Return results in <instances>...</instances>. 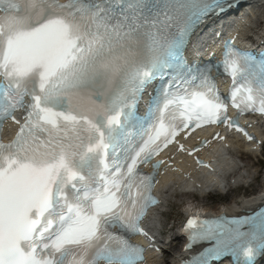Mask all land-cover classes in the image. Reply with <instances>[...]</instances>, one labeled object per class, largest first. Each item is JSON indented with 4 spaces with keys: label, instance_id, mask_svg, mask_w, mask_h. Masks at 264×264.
I'll return each mask as SVG.
<instances>
[{
    "label": "snow or ice",
    "instance_id": "6c2138e0",
    "mask_svg": "<svg viewBox=\"0 0 264 264\" xmlns=\"http://www.w3.org/2000/svg\"><path fill=\"white\" fill-rule=\"evenodd\" d=\"M246 3L0 0V264H145L150 248L160 252L144 222L158 223L154 191L172 159L156 157L172 145L195 156L227 139L216 132L192 149L181 143L208 126L241 134L251 151L264 147L252 121L241 123L247 115L264 124V49L237 47L253 13L222 37L218 63L189 59L200 55L194 37ZM214 71L230 77L227 96ZM6 124L16 126L7 142ZM209 184L226 191L216 177ZM185 233L189 249L209 247L184 264H256L264 208L195 217ZM137 235L146 247L131 242Z\"/></svg>",
    "mask_w": 264,
    "mask_h": 264
},
{
    "label": "bare ground",
    "instance_id": "6f19581e",
    "mask_svg": "<svg viewBox=\"0 0 264 264\" xmlns=\"http://www.w3.org/2000/svg\"><path fill=\"white\" fill-rule=\"evenodd\" d=\"M254 18L256 17V13L253 14ZM258 27V25L255 24ZM259 30H264V22H262V27L259 25ZM255 128V124L253 123L252 129ZM209 135L202 136V139L208 138ZM262 138H264V132L262 133ZM196 138V137H195ZM227 142L218 144L217 141H213L212 144H209L203 152L210 156V161L212 162L211 166L215 170L214 172L209 169L200 171L199 169L192 168L188 164L187 160H180L182 166H176L174 170V174L168 175L164 177V181L159 186L158 191L161 195V199L163 201V205L159 208V220L158 223L149 225L147 219V226L151 229V233H155V235L160 237L163 233V222L161 221V217L164 213L168 212V209L174 208L175 204L182 203L184 209L176 210V218L171 222L169 221V225L172 227L175 226L177 220L183 217L185 212H192L194 209L201 208L202 211H209L210 207L206 206L204 202L206 195L203 194V191L211 188L209 181L216 177L220 179L226 188V182H245L247 178L248 168H250L251 164L247 162L250 156H255L259 153V149L255 151H251L248 145L242 143L238 139L229 138L226 140ZM230 144H229V143ZM228 150V151H225ZM178 154L176 148H172L168 155L170 157ZM179 160V157L176 158ZM244 161V163H240ZM184 165L186 167H184ZM184 178H188L190 180H183ZM192 179V180H191ZM264 183V178L263 181ZM262 183V185H264ZM191 187H194L192 189ZM221 189L220 191H222ZM263 191V190H261ZM261 191L258 193L260 194ZM258 193L246 196H239L236 199H233L228 204L224 205V207L231 213L238 214L240 209L242 208H250L254 204H256L259 200ZM196 194H200V198ZM198 199V200H197ZM164 210V211H163ZM171 222V223H170ZM176 239H179L176 236ZM165 242L167 238H164ZM174 247L177 246V240L174 242H169ZM167 248V247H166ZM165 248V251L167 249ZM175 255H172L169 258L168 263H172L175 260ZM147 264H163L161 257L156 256L155 254H151L148 259Z\"/></svg>",
    "mask_w": 264,
    "mask_h": 264
},
{
    "label": "rangeland",
    "instance_id": "374dc122",
    "mask_svg": "<svg viewBox=\"0 0 264 264\" xmlns=\"http://www.w3.org/2000/svg\"><path fill=\"white\" fill-rule=\"evenodd\" d=\"M257 159L263 161L261 163V166L257 165V161H256ZM250 162L253 164V167L249 170V175L250 177H254L255 179L252 182L248 181V183L251 182L248 188H246L245 185H241L235 189H232L229 193L225 195L215 194L214 195L215 197L213 198L206 197L204 199L206 205L215 210H218L223 204L229 203L231 200L236 199L241 195L250 196L255 194L257 191L263 189L264 185H262L263 183L262 181L264 178V148L262 150L261 155H257L255 157L252 156ZM174 207L175 209L178 210L183 209V207L180 206V204H175ZM175 209H170L166 219L167 221H171L176 218ZM167 233L168 235L174 234V232L170 230H168Z\"/></svg>",
    "mask_w": 264,
    "mask_h": 264
}]
</instances>
